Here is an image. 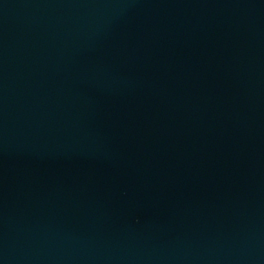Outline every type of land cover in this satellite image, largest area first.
Returning a JSON list of instances; mask_svg holds the SVG:
<instances>
[{
	"label": "water",
	"instance_id": "95a60500",
	"mask_svg": "<svg viewBox=\"0 0 264 264\" xmlns=\"http://www.w3.org/2000/svg\"><path fill=\"white\" fill-rule=\"evenodd\" d=\"M0 264H264V0H0Z\"/></svg>",
	"mask_w": 264,
	"mask_h": 264
}]
</instances>
